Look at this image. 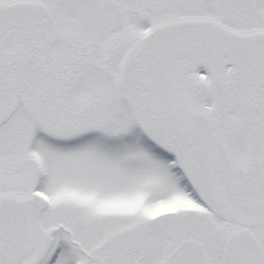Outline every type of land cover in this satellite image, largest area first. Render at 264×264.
Masks as SVG:
<instances>
[{
  "label": "snow or ice",
  "instance_id": "6c2138e0",
  "mask_svg": "<svg viewBox=\"0 0 264 264\" xmlns=\"http://www.w3.org/2000/svg\"><path fill=\"white\" fill-rule=\"evenodd\" d=\"M0 264H264V0H0Z\"/></svg>",
  "mask_w": 264,
  "mask_h": 264
}]
</instances>
